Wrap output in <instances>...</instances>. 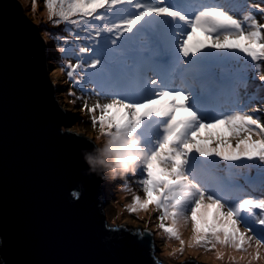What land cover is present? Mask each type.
<instances>
[{"label": "snow or ice", "instance_id": "1", "mask_svg": "<svg viewBox=\"0 0 264 264\" xmlns=\"http://www.w3.org/2000/svg\"><path fill=\"white\" fill-rule=\"evenodd\" d=\"M45 4L54 26L67 23L87 34L89 46L79 48L76 63L66 65V75L87 94L111 97L92 107L84 103L94 128L98 126L102 135L132 134L143 117H171L163 142L149 154L137 181L145 198L134 196L130 211L155 205L159 228L180 241L181 251L185 242L177 225L190 222L189 247L210 251L219 244L259 260L264 249V198L233 202L229 193L205 177L217 159L264 165V123L253 115L264 113V106L223 111L224 104L197 94V83L205 72L219 68L222 92L233 104L238 102L235 79L242 77L246 84L248 73L254 72L264 84V6L240 0H229L227 6L205 0H176L175 6L169 0H45ZM149 31L171 62L190 66L179 84L175 76L162 78V66L156 63L141 62L144 73L157 72L147 80L140 70L134 75L120 70L126 53L151 46ZM197 32L203 39L193 42ZM121 87L123 93L116 91Z\"/></svg>", "mask_w": 264, "mask_h": 264}, {"label": "water", "instance_id": "2", "mask_svg": "<svg viewBox=\"0 0 264 264\" xmlns=\"http://www.w3.org/2000/svg\"><path fill=\"white\" fill-rule=\"evenodd\" d=\"M70 116L38 23L0 0V264H167L151 229L110 224L105 172L84 159L98 144Z\"/></svg>", "mask_w": 264, "mask_h": 264}, {"label": "rangeland", "instance_id": "3", "mask_svg": "<svg viewBox=\"0 0 264 264\" xmlns=\"http://www.w3.org/2000/svg\"><path fill=\"white\" fill-rule=\"evenodd\" d=\"M21 1L26 7L29 14L38 23L39 28L46 39V56H47L49 72L51 73L54 82L56 84V91L60 100L71 114L70 119L67 121L66 125L63 126V129L78 130L88 135L89 137L93 138L99 145L104 135L101 134L98 126L95 128L92 126L91 115L86 110H83V105L86 102L88 107H92L93 104L97 102V100H99L100 103L110 102L111 97H97L94 94H87L82 90L80 86L74 85L72 80H70L66 75L67 72L66 65L72 63L69 57L72 47L68 45L72 41V39L69 38L68 35L70 33L71 34L74 33L75 35L74 37H77L78 35L77 30L80 28L76 27L75 25L69 24L68 27L69 30H67L65 28L66 27L65 25L67 23H61L59 26H54L53 22L49 20L48 10L46 8L45 0H35V7H33V0H21ZM255 2H257L261 6H264V0H251V4H256ZM253 11L255 13V9H253ZM255 15L257 16L258 19H261L259 13H255ZM73 19H77V17H73ZM261 22H264V20H262ZM93 23L95 24V21H93ZM63 31H65L67 35L64 34ZM65 40H68L69 43L65 44L64 43ZM61 47H65L66 51L61 52L60 51ZM52 52L54 54H50ZM139 52L141 51L137 49L134 53H132V55L136 56L137 53ZM57 54H62V55L58 56ZM142 58L143 61L147 60L146 57H142ZM138 66H140L139 69ZM131 67L132 69H134L135 74L137 73L138 70H140L141 75H143L145 78H148L146 75L147 72L144 73L142 71V67H143L142 64L137 63L135 66L131 65ZM185 72L187 71H183L182 73ZM164 76L167 75L165 74ZM152 77L154 78L155 76L152 75ZM152 77L150 76L148 79H152ZM247 82L251 84V87L252 89H254V91H256V89H258L259 86L261 87V89H259V92H261V94H258L259 93L258 92L256 95H254V97L249 98L248 99L249 101L245 102L246 105H250L251 103L250 100L254 99L252 100V103L254 104H252V106H250L248 109H251L254 106L257 107L264 106V89H263L264 84H261L260 81L255 78V73L253 74V77L247 79ZM177 83L179 84V81H177ZM217 83L218 85L222 86L221 80H219ZM241 83L242 81H240L239 79H237L236 82H233L234 89L235 90L238 89ZM205 84L206 83H204V85H200L197 83V94L201 95L202 97L204 95H207L204 89H206L209 92H212L210 89H208V86H206ZM116 91L123 93L124 89L121 87ZM200 91H202V93ZM242 92H244V90H242ZM247 93L248 92H246V94ZM226 98L229 100V104L224 103ZM226 98H217V102L219 104H224V107H226V111H228L229 107L232 108L233 105H235L236 103L235 104L231 103V97H226ZM243 100H245V98H243ZM241 104L244 105L243 102ZM96 115L99 116L98 111ZM253 115L261 116L262 118L261 122L264 123V113H253ZM156 117L157 116H155L154 114L151 115L149 118L143 117L142 119L144 120V122L142 120L140 127L136 129L134 133H132V135L138 136L140 138L144 147L149 150V154H151L152 151L157 150L159 144L163 142V140H159V143L154 145V147H150L151 143L150 144L147 143L149 139L152 140L156 136V134H152L151 130L146 131L147 128L155 127L152 121ZM164 118L166 117H160V119H164ZM163 135L165 136V131ZM98 136L100 137V140H97ZM233 144L235 145L234 141L232 142V145ZM257 163L260 164L259 161H257ZM226 166L227 163L221 162L219 165V169L223 170L222 168ZM212 173L213 172L210 171V175L205 177V179L209 182L213 179ZM143 174H144V165H141L137 169L135 174H128L122 178L118 177L112 179L105 172L106 193H107L105 210L110 224L123 223L129 228H132L133 225H136L139 226L141 229L143 228L151 229L154 233L156 253L158 257L161 258L167 264H181V261L191 257H195L197 260L205 262L206 264H235L234 258L222 257L221 258L222 260L214 259L212 256V252H214L213 250L208 251L201 247L194 248V247H189L188 245L187 246L184 245L183 250L181 251L180 242H178L177 240H170V239H168L170 241H167L168 234L159 228L160 221L158 220L157 217L159 216L160 213L156 209L155 205H149L147 210L137 209V211L131 212L130 208L133 204V197L139 195L141 197V200L145 198L140 185L137 183V181L143 177ZM234 176H237V174L234 173ZM260 182L262 185H264V179L260 180ZM259 194L262 195L263 197L264 190H261V193ZM184 225L185 226L183 231L189 234L191 232V223L190 222L184 223ZM260 251H261V258L259 260H256L255 262L254 260L250 259L251 264H264V249H261ZM240 259L241 258H238V260ZM0 261H1V256H0ZM260 261L261 263H258ZM248 262L249 260L242 259L241 264H246Z\"/></svg>", "mask_w": 264, "mask_h": 264}, {"label": "trees", "instance_id": "4", "mask_svg": "<svg viewBox=\"0 0 264 264\" xmlns=\"http://www.w3.org/2000/svg\"><path fill=\"white\" fill-rule=\"evenodd\" d=\"M211 1H213V3H217L218 0H205V2L207 3H211ZM170 3H172L174 6L176 5V0H169ZM241 3H245V0H240ZM34 21V20H33ZM35 22V21H34ZM93 23V21H92ZM102 22H97L95 21V24L97 26H99ZM94 24V23H93ZM66 29L69 30V24L65 25ZM83 27H87V25H84ZM65 29V31H66ZM63 31L64 34L67 35V33ZM141 31H145V29H141ZM77 37H80L79 40L76 39V37H74L75 35L73 34H69L68 37L72 39V41L68 44L72 47L71 49V53L69 54L70 60L72 63H76L78 56L77 53L79 52V48L80 47H88L89 46V40L87 39V34L85 32L82 31V29H78L77 30ZM148 39L151 43V46L148 47H144L139 49L141 52L137 53L136 56H133L132 53H126V56L124 58H121L122 60H124V63L121 64L120 66V70L128 75H134L133 74V69L131 67L134 66L135 64L139 63V62H146V64H149V60L151 61L152 64H158L162 66V70H161V76H163L165 71L168 70V75L169 74H178V72L172 68H168V67H173L175 65V62H171L170 58L164 53L162 46L160 45V41L158 40V38L152 33V32H148ZM203 39V35L199 32H197L194 36H193V42L197 41V40H202ZM156 51H159V55H157ZM50 54H54L53 52ZM58 56L62 55V54H57ZM64 55V54H63ZM142 57H146L147 61H143ZM88 57H85V62H87ZM169 64H171V66H169ZM173 64V66H172ZM177 65L178 68H181L182 65L179 63V61L177 60ZM207 74H211L213 76V80L216 79V83L221 80V72L219 68L216 69H212L210 70L209 73ZM251 72L248 73V77H250ZM87 78V76L85 75V79ZM239 80H244L242 77L241 78H237ZM237 79L234 80V82L237 81ZM218 83L216 84V87ZM245 86H247L244 83ZM243 85V86H244ZM86 87H91V85H85ZM220 86V85H219ZM81 87V86H80ZM215 88V87H214ZM236 92L238 93V95H236L234 98L236 100H240V98L243 95V92L240 93L239 88L236 89ZM160 118V117H157ZM152 131V134H154L156 131L151 129V128H147L146 131ZM161 130L158 132L160 133ZM148 134V133H147ZM151 134V135H152ZM151 137V136H150ZM151 142H154V139L150 141V139L147 141L148 144H150ZM221 162L224 161H220L218 164V167L212 166L210 170H214L213 172V179L212 182L218 184L219 186H221L225 192L230 194V198L232 195L237 196V199H242L245 197H253V198H264V196L262 197V195H259V193H261V190H264V185L261 184L260 180L264 179V167L260 166V164L257 163V161L252 162L254 164L253 169L251 170V172L248 174L247 177H245L243 175V173L237 172V170L234 172L237 174V176H234V173H232L228 178L232 179V183L234 181H236V187H230L226 184V181L223 180V178L220 176V174H226V167L222 168L223 170L219 169V165ZM227 163V162H224ZM263 171V172H262ZM263 173V174H262ZM239 174V175H238ZM241 174V175H240ZM239 180V181H237ZM221 183L224 184V186L221 185ZM258 188L259 189V193H255L254 189ZM236 199V200H237Z\"/></svg>", "mask_w": 264, "mask_h": 264}, {"label": "clouds", "instance_id": "5", "mask_svg": "<svg viewBox=\"0 0 264 264\" xmlns=\"http://www.w3.org/2000/svg\"><path fill=\"white\" fill-rule=\"evenodd\" d=\"M100 140V137H97ZM149 158V150L138 136L126 131L104 135L93 152H86L84 159L93 170L100 169L112 179L135 174Z\"/></svg>", "mask_w": 264, "mask_h": 264}, {"label": "bare ground", "instance_id": "6", "mask_svg": "<svg viewBox=\"0 0 264 264\" xmlns=\"http://www.w3.org/2000/svg\"><path fill=\"white\" fill-rule=\"evenodd\" d=\"M211 3H213V1H211ZM169 66H171V64H169ZM172 66H173V64H172ZM263 89H264V87H263ZM243 90H246V87H244ZM149 117L150 116L145 117V118H149ZM143 122H144V120H143ZM232 147L234 148L235 145L233 144ZM220 161L221 160H219V159L216 160L215 165H213L214 168L218 167V164ZM252 162L253 161H241V162H236L234 164L227 163L226 172H225L226 174L223 173V174H220V176L223 178V180L226 181V184L228 186L234 188V187H236V184L232 183V179L228 178V177L232 173H234L236 170H237V172L243 173V175L245 177H247L248 174L251 172V170L254 167V164ZM260 166H263V165L260 164ZM221 185L224 186L223 183H221ZM237 200H239V199H237ZM184 226H185L184 222L179 223L177 225V231H178V234L180 236V239H182L185 242L184 245L187 246L188 245L187 243L190 241L191 236H192V227H191V232L189 234H187V233H185V231H183ZM168 239L177 240L176 238L170 237L169 235L167 237V241H170ZM177 241L180 242L179 240H177ZM193 247L196 248L195 246H193ZM212 250L214 251V252H212V256L214 259L222 260L221 259L222 257L234 258L235 264H241L242 263V259L238 260V258H241L242 256L244 257L243 260H250L251 259V257L248 255V253L239 252V251L234 250L233 248L224 247V246H221L219 244H217L216 247ZM254 250H255V246L253 245V248L249 249V252L254 253ZM255 261L256 260H254V262ZM258 263H261V261ZM246 264H249V262Z\"/></svg>", "mask_w": 264, "mask_h": 264}]
</instances>
